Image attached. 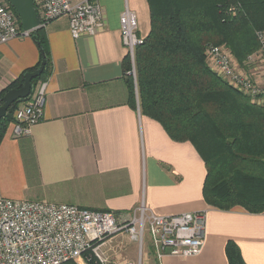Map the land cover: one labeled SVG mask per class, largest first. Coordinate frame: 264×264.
<instances>
[{
    "label": "crops",
    "instance_id": "1",
    "mask_svg": "<svg viewBox=\"0 0 264 264\" xmlns=\"http://www.w3.org/2000/svg\"><path fill=\"white\" fill-rule=\"evenodd\" d=\"M97 1L104 26L94 36L72 39L66 18L44 29L43 119L28 137L14 138L12 124L7 126L0 142V196L126 216L141 202L161 216L204 211L201 252L186 259L165 256L160 264H228V244L244 264H264V213L208 207L204 162L190 142H175L142 114L133 78L135 107L129 108L118 19L124 9L133 12L136 32L145 38L147 0ZM40 59L31 39L0 46V93ZM250 66L243 68L249 72Z\"/></svg>",
    "mask_w": 264,
    "mask_h": 264
},
{
    "label": "trees",
    "instance_id": "2",
    "mask_svg": "<svg viewBox=\"0 0 264 264\" xmlns=\"http://www.w3.org/2000/svg\"><path fill=\"white\" fill-rule=\"evenodd\" d=\"M147 2L150 31L133 57L142 114L158 121L175 142L193 145L206 169L202 195L208 207L264 213V106L219 79L203 55L206 46L224 44L238 66H243L258 49L255 34L264 30V0ZM43 33L40 28L28 36L41 59L23 74L35 71L45 61L31 87L44 81L48 73ZM125 62L126 73L129 59ZM23 74L0 93V99L8 90L22 86ZM132 82V77L125 75L127 103L133 109ZM26 100L13 103L0 119V142L14 122L13 113ZM234 247L227 245L228 264H244L233 253ZM94 262L88 264H97Z\"/></svg>",
    "mask_w": 264,
    "mask_h": 264
},
{
    "label": "built area",
    "instance_id": "3",
    "mask_svg": "<svg viewBox=\"0 0 264 264\" xmlns=\"http://www.w3.org/2000/svg\"><path fill=\"white\" fill-rule=\"evenodd\" d=\"M34 6L40 21L38 29L66 18L69 35L74 40L94 36L104 26L97 0H34ZM118 20L121 44L131 65L127 75L136 79L133 57L144 38L136 32L138 24L133 12L124 9ZM18 23L6 1L0 0V46L17 38H27L32 33L23 32ZM255 37L258 49L243 64L257 65L249 72L238 66L224 45H208L203 55L205 64L219 79L256 105L264 106V81L261 82L264 79V30L257 31ZM46 86V81L37 82L26 102L13 113L14 138L28 137L31 128L43 119ZM205 219L204 211L156 215L144 202L126 216L75 205L17 201L0 196V264H63L81 259L88 264L93 258L100 264H108L100 258L99 248L116 235L127 236L137 245L139 253L137 262L117 264H141L146 235L148 247L158 264L165 256L186 259L197 256L203 248Z\"/></svg>",
    "mask_w": 264,
    "mask_h": 264
},
{
    "label": "water",
    "instance_id": "4",
    "mask_svg": "<svg viewBox=\"0 0 264 264\" xmlns=\"http://www.w3.org/2000/svg\"><path fill=\"white\" fill-rule=\"evenodd\" d=\"M13 9L19 19V24L24 31L33 32L39 28V18L35 11L34 0H5ZM45 67V61H41L38 69L27 72L23 77V84L19 89L8 90L0 99V119L7 113L9 107L19 101L25 100L31 93V81L41 75Z\"/></svg>",
    "mask_w": 264,
    "mask_h": 264
},
{
    "label": "rangeland",
    "instance_id": "5",
    "mask_svg": "<svg viewBox=\"0 0 264 264\" xmlns=\"http://www.w3.org/2000/svg\"><path fill=\"white\" fill-rule=\"evenodd\" d=\"M17 39H30V38L27 37V38H17ZM254 52H252V54H254ZM256 67H257L256 64L254 65L252 64L250 68H256ZM246 68L248 69L249 67ZM260 74L262 73L260 72ZM262 81H264L263 78L261 79V82ZM36 84L34 86H36ZM144 246H145L143 247L144 254L141 260V264H158V261L155 260L156 258L154 257L153 253L148 247L149 242L147 235L144 238ZM136 247L137 245L130 242L127 236L116 235L114 237L108 238L105 241V243L101 246V248H99V254L101 256L100 258L105 260V262L108 264H117L125 261L137 262V260L139 259V253ZM92 260L95 261L94 263L100 264L98 263V260H96V258L90 259V261ZM82 261H83L82 259L72 261L71 264H85Z\"/></svg>",
    "mask_w": 264,
    "mask_h": 264
}]
</instances>
